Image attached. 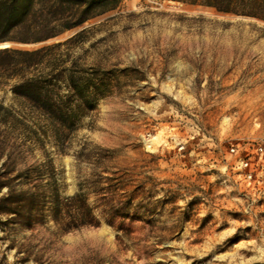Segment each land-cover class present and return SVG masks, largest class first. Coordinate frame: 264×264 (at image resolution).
Here are the masks:
<instances>
[{
	"label": "rangeland",
	"instance_id": "1",
	"mask_svg": "<svg viewBox=\"0 0 264 264\" xmlns=\"http://www.w3.org/2000/svg\"><path fill=\"white\" fill-rule=\"evenodd\" d=\"M118 14L124 16L92 38L105 40L88 62L104 53L107 67L137 73L122 76L66 154L53 142L46 150L67 196L94 169L76 158L82 145L115 151L111 164L135 174L144 198L140 214L154 210V231L135 223L138 244L126 242L125 251L103 220L54 238L50 262L264 264V32L250 24L264 27V21L178 0H123L86 26ZM246 158L249 167L242 164ZM24 160L20 167L41 162L43 152L36 148ZM181 225L178 238L158 243L159 234ZM3 236L0 230V262L34 264L15 262Z\"/></svg>",
	"mask_w": 264,
	"mask_h": 264
},
{
	"label": "trees",
	"instance_id": "2",
	"mask_svg": "<svg viewBox=\"0 0 264 264\" xmlns=\"http://www.w3.org/2000/svg\"><path fill=\"white\" fill-rule=\"evenodd\" d=\"M178 1L264 21V0ZM122 2L0 0V46L7 42L34 46L0 47V230L5 234L2 240L10 238L8 248L15 250V262L56 264L48 256L54 238L97 228L103 220L113 226L118 246L125 251L129 250L126 242L138 244L135 223L142 224L140 229L154 231V210L140 214L144 198L135 174L115 170L111 164L115 151L95 152L82 145L76 158L94 169L91 178L67 196L46 150L48 142H53L59 153L66 154L84 120L92 118L100 102L116 92L122 76L137 73L136 69L119 72L107 67L104 53L88 62L92 51L105 40L92 38L124 15L89 26L86 23L117 10ZM250 24L264 32V27ZM76 29L79 31L72 36L54 41ZM36 148L43 152L44 160L20 167ZM148 197L151 200L152 195ZM116 220L118 226L113 224ZM126 221L129 225L123 226ZM183 230V225L166 230L159 234L158 243L178 238ZM22 232L28 235L19 240Z\"/></svg>",
	"mask_w": 264,
	"mask_h": 264
},
{
	"label": "built area",
	"instance_id": "3",
	"mask_svg": "<svg viewBox=\"0 0 264 264\" xmlns=\"http://www.w3.org/2000/svg\"><path fill=\"white\" fill-rule=\"evenodd\" d=\"M259 149H260L261 151H263V150H264V146H260ZM232 150L235 151L234 148H233ZM242 164H243L245 167H249V166H250V158H246V159H244V160L242 161ZM252 176H253L252 171H249V172H248V177L251 178Z\"/></svg>",
	"mask_w": 264,
	"mask_h": 264
},
{
	"label": "water",
	"instance_id": "4",
	"mask_svg": "<svg viewBox=\"0 0 264 264\" xmlns=\"http://www.w3.org/2000/svg\"><path fill=\"white\" fill-rule=\"evenodd\" d=\"M13 45H22V44H19V43H13V42H7L6 43V46H0L1 48H4V47H12Z\"/></svg>",
	"mask_w": 264,
	"mask_h": 264
},
{
	"label": "bare ground",
	"instance_id": "5",
	"mask_svg": "<svg viewBox=\"0 0 264 264\" xmlns=\"http://www.w3.org/2000/svg\"><path fill=\"white\" fill-rule=\"evenodd\" d=\"M1 46H3V45H1Z\"/></svg>",
	"mask_w": 264,
	"mask_h": 264
}]
</instances>
